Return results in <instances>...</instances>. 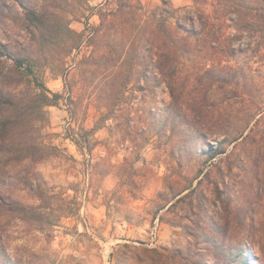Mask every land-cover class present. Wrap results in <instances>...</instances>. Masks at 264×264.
Returning <instances> with one entry per match:
<instances>
[{
	"label": "rangeland",
	"instance_id": "374dc122",
	"mask_svg": "<svg viewBox=\"0 0 264 264\" xmlns=\"http://www.w3.org/2000/svg\"><path fill=\"white\" fill-rule=\"evenodd\" d=\"M20 1L0 0L2 67L36 68L18 88L26 152L0 159V264H264V0ZM161 6L173 29L202 16L175 98L154 68Z\"/></svg>",
	"mask_w": 264,
	"mask_h": 264
},
{
	"label": "trees",
	"instance_id": "16d2710c",
	"mask_svg": "<svg viewBox=\"0 0 264 264\" xmlns=\"http://www.w3.org/2000/svg\"><path fill=\"white\" fill-rule=\"evenodd\" d=\"M195 1L199 2V0ZM20 2L24 4V1L21 0ZM121 2L119 3L120 6L117 12L122 13V11H124L123 13H125V3H123V1ZM130 5L134 7L136 6L135 4H132V2ZM24 6L28 13L26 14V17L30 22L29 25H27V29H43L44 25L42 24L44 18L39 15L37 10H33L26 5ZM175 14L176 9L161 6L157 7L152 12V16L150 17L152 33L154 35L155 42L152 52L154 54V68L156 71V77H159L167 83L173 98L177 97L178 81L181 77L180 70L182 63L180 59L192 54V51L197 46L199 41L198 35L200 34L198 31L197 22L199 20L201 21L202 17L195 11L186 9L185 12L181 14L182 16L181 19H179V23L176 25V29H173L168 25L167 20L168 16L175 17ZM107 15L108 14L102 13V25L107 22ZM112 15L114 16L115 13ZM160 33H163L161 34V39H164L163 43H159ZM3 47H5V45L0 43V159L6 157L9 160H18L26 152V147L22 142H20L19 146L12 142H14V140L17 138L24 136L23 132H21V118H24V116H26V112L31 109L30 103L28 101L20 102V100H27V95H22L18 88L26 76L35 73L36 65L30 63L27 64L28 61L25 57L17 56L16 58L14 57V64L7 67V70H4L2 67L5 62L4 59H2L4 52L1 50ZM76 47L77 46L74 45L71 47V49ZM6 56L12 58L14 55L11 56L10 54H7ZM221 68L223 71L227 69V67ZM216 69L217 67L215 66L207 67L203 71H196L195 74L208 77V75L214 73ZM210 83H212V81H210ZM35 96L41 98L42 105L39 107V110L44 114V107L46 105L52 104V101L55 97H52L46 88L35 92ZM191 102L193 103L189 104L191 106H193L195 103H198L197 99H191ZM20 103L23 104L21 105ZM178 116L189 119V113L186 111L185 113H182V115L180 113ZM191 122L193 123V121ZM249 127L250 126L247 125L243 129L237 128L233 131H230L229 133H224L223 139L220 141L219 146L217 147V151H219V153L228 152V146L232 145L233 143H236V146L238 141L242 138V140H245L248 136L246 131ZM233 154L234 152L232 151L228 153V156L231 157ZM241 255L245 256L244 262L247 264L249 261L247 252H243Z\"/></svg>",
	"mask_w": 264,
	"mask_h": 264
}]
</instances>
